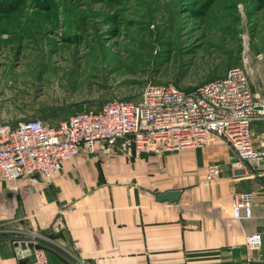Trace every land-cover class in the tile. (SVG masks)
Listing matches in <instances>:
<instances>
[{"label":"crops","instance_id":"1","mask_svg":"<svg viewBox=\"0 0 264 264\" xmlns=\"http://www.w3.org/2000/svg\"><path fill=\"white\" fill-rule=\"evenodd\" d=\"M255 122L259 146L264 123ZM211 163L222 172L208 181ZM174 190L176 201L158 197ZM243 192L253 205L237 212ZM21 230L46 236L51 264H264V168L237 164L223 143L140 157L82 146L48 184L0 182V264L31 260L16 254L12 237ZM255 232L262 246L249 250L246 236Z\"/></svg>","mask_w":264,"mask_h":264},{"label":"rangeland","instance_id":"2","mask_svg":"<svg viewBox=\"0 0 264 264\" xmlns=\"http://www.w3.org/2000/svg\"><path fill=\"white\" fill-rule=\"evenodd\" d=\"M0 1L5 131L139 100L151 82L190 89L228 64L264 89V0Z\"/></svg>","mask_w":264,"mask_h":264},{"label":"built area","instance_id":"3","mask_svg":"<svg viewBox=\"0 0 264 264\" xmlns=\"http://www.w3.org/2000/svg\"><path fill=\"white\" fill-rule=\"evenodd\" d=\"M243 58L246 63V53ZM263 118L264 95L254 90L245 65L233 66L225 76L190 91L174 82H151L139 100L113 99L56 125L32 118L6 131L0 127V182L26 178L48 184L82 146L93 152L100 145L108 153L118 147L128 157H140L223 143L232 149L237 164L256 172L264 168V143L255 144L252 124ZM221 172L219 163H211L206 179L217 180ZM234 201L237 212L250 210L253 194L240 193ZM13 235L19 258L31 257L28 264H51L44 234L21 230ZM262 242L261 232L246 236L249 250L261 248Z\"/></svg>","mask_w":264,"mask_h":264},{"label":"trees","instance_id":"4","mask_svg":"<svg viewBox=\"0 0 264 264\" xmlns=\"http://www.w3.org/2000/svg\"><path fill=\"white\" fill-rule=\"evenodd\" d=\"M3 4V2L2 1H0V6ZM240 50H242V44H241V48H240ZM241 57V56H240ZM232 66H230V64H228L224 69H223V71L222 72H219V73H217V74H212V75H210L207 79H205L203 82H201V83H199V84H197L196 86H193L192 88H190V89H183V90H185V91H190V90H192L193 88H195V87H197L198 85H201V84H203V83H206V82H209V81H212V80H215V79H217V78H221V77H223V76H225L226 75V73L228 72V70L231 68ZM177 82V81H176ZM175 83V82H174ZM177 86H179L177 83H175ZM28 262L27 261H25V262H22L21 264H27Z\"/></svg>","mask_w":264,"mask_h":264},{"label":"water","instance_id":"5","mask_svg":"<svg viewBox=\"0 0 264 264\" xmlns=\"http://www.w3.org/2000/svg\"><path fill=\"white\" fill-rule=\"evenodd\" d=\"M180 196V191L179 190H174V191H167L165 193L159 194V198L161 200H172L176 201L179 199Z\"/></svg>","mask_w":264,"mask_h":264}]
</instances>
